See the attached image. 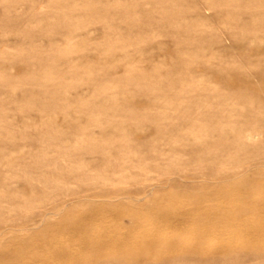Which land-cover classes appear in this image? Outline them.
Here are the masks:
<instances>
[{
	"label": "rangeland",
	"instance_id": "374dc122",
	"mask_svg": "<svg viewBox=\"0 0 264 264\" xmlns=\"http://www.w3.org/2000/svg\"><path fill=\"white\" fill-rule=\"evenodd\" d=\"M0 264H264V0H0Z\"/></svg>",
	"mask_w": 264,
	"mask_h": 264
},
{
	"label": "bare ground",
	"instance_id": "6f19581e",
	"mask_svg": "<svg viewBox=\"0 0 264 264\" xmlns=\"http://www.w3.org/2000/svg\"><path fill=\"white\" fill-rule=\"evenodd\" d=\"M259 136V135H258ZM247 137H248V135H247ZM249 138H250V135H249Z\"/></svg>",
	"mask_w": 264,
	"mask_h": 264
}]
</instances>
